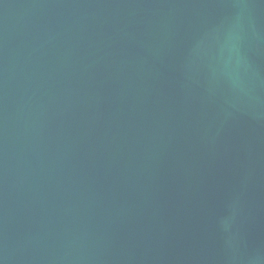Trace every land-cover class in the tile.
I'll list each match as a JSON object with an SVG mask.
<instances>
[{
  "label": "water",
  "instance_id": "95a60500",
  "mask_svg": "<svg viewBox=\"0 0 264 264\" xmlns=\"http://www.w3.org/2000/svg\"><path fill=\"white\" fill-rule=\"evenodd\" d=\"M0 264H264V0H0Z\"/></svg>",
  "mask_w": 264,
  "mask_h": 264
}]
</instances>
